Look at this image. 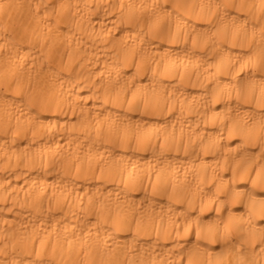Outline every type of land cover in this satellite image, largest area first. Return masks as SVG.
<instances>
[{"label": "clouds", "instance_id": "9594fccd", "mask_svg": "<svg viewBox=\"0 0 264 264\" xmlns=\"http://www.w3.org/2000/svg\"><path fill=\"white\" fill-rule=\"evenodd\" d=\"M0 264H264V0H0Z\"/></svg>", "mask_w": 264, "mask_h": 264}]
</instances>
